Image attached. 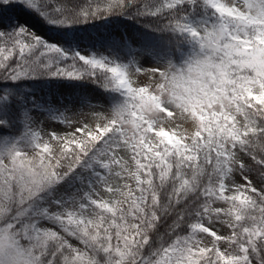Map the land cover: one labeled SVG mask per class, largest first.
Returning a JSON list of instances; mask_svg holds the SVG:
<instances>
[{"label":"snow or ice","instance_id":"snow-or-ice-1","mask_svg":"<svg viewBox=\"0 0 264 264\" xmlns=\"http://www.w3.org/2000/svg\"><path fill=\"white\" fill-rule=\"evenodd\" d=\"M104 3L0 0V82L30 79L35 65L118 94L107 114L71 120L67 109L42 111L18 88H0V129L29 126L18 140L0 133V264H264V0ZM15 7L57 28L147 16L190 49L179 69L171 60L142 69L52 42L5 18ZM142 70L143 86L132 79ZM41 113L63 127L31 131Z\"/></svg>","mask_w":264,"mask_h":264},{"label":"trees","instance_id":"trees-1","mask_svg":"<svg viewBox=\"0 0 264 264\" xmlns=\"http://www.w3.org/2000/svg\"><path fill=\"white\" fill-rule=\"evenodd\" d=\"M101 6H106L104 0H98ZM109 3H114V0H108ZM141 2L148 6L149 10H153L154 6L163 3V0H141ZM94 3V0H64L65 7H75L78 9L87 10L90 5ZM5 18L11 16L13 19H18L20 23H26L29 28L41 30L46 39L50 41H58L65 47H73L75 43H82L83 41H89L92 35L100 34L102 31L111 27L115 28H129L135 31L141 38L144 45L154 46L161 52H169L171 55V61L177 67L182 64V59L179 58V53L187 54L190 49V45H181L180 40H177L173 35L170 37L167 33H160L154 31L149 25L154 24L151 17H134L133 15H106L103 19L99 16L90 18L87 23H77L70 28H57L53 25H49L43 21L37 14L28 12L20 7L8 8L4 10ZM7 23V19H5ZM182 39V38H181ZM140 47L122 46L114 48L112 55L109 57L111 60L117 63L133 62L134 56ZM35 72L33 77L27 80H23L13 84L12 82H0V88L16 87L25 96L26 99H35L43 95L46 91H53L62 87L64 84L72 89L78 91H88L93 94H97L102 97L107 107L115 102L113 97L118 96L116 93L107 92L102 89L99 84L93 83L87 79L85 80H69L66 78L52 77L48 70H42L35 66ZM11 118V117H10ZM0 133L4 135H10V139L18 140L26 133L25 124H16L13 120V126L11 128L0 129ZM21 142L18 147H21ZM5 164H9L5 162ZM253 183H256L254 180ZM2 195V193H0ZM161 235L164 234V228L160 229ZM181 235L186 234L180 232ZM167 239V237H165ZM252 264H257V260L253 259Z\"/></svg>","mask_w":264,"mask_h":264},{"label":"rangeland","instance_id":"rangeland-1","mask_svg":"<svg viewBox=\"0 0 264 264\" xmlns=\"http://www.w3.org/2000/svg\"><path fill=\"white\" fill-rule=\"evenodd\" d=\"M227 2V0H225ZM33 31L37 32L41 35L42 31L33 29ZM57 42L58 41H52ZM142 42V38L133 30L129 28H115L111 27L102 31L100 34L92 35L89 38V41H83L82 43H75L73 47L70 48H77L81 49L84 52H97L103 53L108 55L109 53H113L114 48H119L122 46H133V47H140L138 51L147 52V55L143 57H137L136 53L134 56V61H139V65L142 69H149L150 67L154 66L155 64L159 63L161 70H164L167 67L168 61L171 60V57L168 52H161L156 49L154 46L151 45H144ZM179 69V67H177ZM137 84L143 86L147 82V77L145 76V72L142 70L140 73L134 75L132 77ZM37 103L39 104L40 108L43 110H51L53 106L59 108L61 110L67 109L64 112V115L69 117L71 120H81L85 119L91 113L96 111H103L105 114L109 111V107H107L106 102L103 98H101L97 94H93L88 91H78L77 89H72L68 87V85H63L56 90L51 92L46 91L43 95L39 96L37 99ZM45 105H47V109H45ZM79 113H83L84 115L81 116ZM36 121L30 125L31 131L39 132L41 129L44 132H47L50 128L53 127H63V125L53 124L50 122V119L46 116H43L42 113L36 117ZM26 126V132L29 130V126ZM187 127V125H185ZM191 131V129H189ZM44 139L47 140L48 137L44 135ZM23 151L27 152V158L30 160L38 159L37 151L33 150L30 146L25 147L24 143L20 147ZM125 155V160L128 161L129 167L134 170V162L130 159V154H125L124 152L121 153ZM9 159H5V162L8 163ZM251 178V177H250ZM254 181V180H253ZM114 182V181H113ZM133 187H135V181L129 179L128 181ZM237 183H240L239 179L236 180ZM99 193V198L104 199H114V197H110L109 194L104 191L103 189H97ZM98 198V197H94ZM216 206V205H214ZM226 206V205H225ZM48 227H55L51 224L46 225ZM214 230L218 231V234H226L225 229L220 227L219 225L213 226ZM204 237L205 244L211 246L212 238L207 236L206 234H201ZM69 240L73 245L77 247L83 248V245L76 241L74 238L69 237ZM221 250H223L224 245L221 243L220 245Z\"/></svg>","mask_w":264,"mask_h":264}]
</instances>
